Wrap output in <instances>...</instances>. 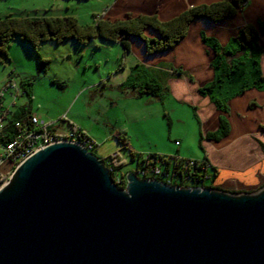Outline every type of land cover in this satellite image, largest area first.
<instances>
[{"label":"water","instance_id":"95a60500","mask_svg":"<svg viewBox=\"0 0 264 264\" xmlns=\"http://www.w3.org/2000/svg\"><path fill=\"white\" fill-rule=\"evenodd\" d=\"M0 264H264V186L226 192L125 173L73 141L0 184Z\"/></svg>","mask_w":264,"mask_h":264},{"label":"crops","instance_id":"0c3cea01","mask_svg":"<svg viewBox=\"0 0 264 264\" xmlns=\"http://www.w3.org/2000/svg\"><path fill=\"white\" fill-rule=\"evenodd\" d=\"M213 1L217 0H107L99 11L103 12L101 16L111 20L124 17L127 13H155L160 20H167L192 5ZM66 5H69V2ZM57 14L54 16H76L70 12ZM248 23L254 24L260 33L257 42L261 51L259 65L261 73H264V0H247L234 16L218 23L205 18H195L188 25L186 36L171 49L148 51L145 43L137 37H129L125 38L128 49L123 48L121 51L120 45L123 47L124 45L120 41L109 42L101 39L106 42L104 44L110 52L114 49L112 45H115L117 54L121 53L122 66L118 71L123 70L122 75L125 76L121 80L114 79L111 73L105 77L102 88L111 89L114 95L119 93L111 106L124 96L128 97L127 100L138 98L137 104L142 101L141 99H146L144 105L152 104V108L159 106V110L163 111L169 128L173 123L172 113L176 109L182 108L192 113L199 125L197 136L193 137V140L201 147L203 155L200 157L195 153V149L190 148L191 137L187 136V133L174 135L168 128L166 140L177 145L175 154L171 153L169 156L195 161L205 159L207 164L204 170L207 176L209 170L213 175L211 185L226 192L256 191L264 185V88L248 86L227 100V110L217 108L209 94L199 91V88L211 81L214 76L211 59L215 53L202 41V34L217 39L223 49L234 50L239 47L240 39L237 37L239 28ZM144 33L149 37L158 38L151 29H146ZM139 71L143 73V78L138 81L132 77L134 73L140 77ZM255 75L256 72L249 71V78ZM147 82L158 85L156 93H139L140 88ZM156 103L158 105H155ZM220 116L226 117L229 123L228 133L218 140L201 138L202 133L212 132L218 128ZM73 121L71 124L96 144L94 154L97 157H105L103 156L105 154L100 152L97 142L113 137L116 139L117 132L104 133L100 126L108 124L110 127L106 129L110 130L113 125L110 122L97 121L98 127L88 128ZM172 135L175 136L173 140ZM128 147L135 151L129 140ZM210 166L216 170L213 172Z\"/></svg>","mask_w":264,"mask_h":264},{"label":"rangeland","instance_id":"374dc122","mask_svg":"<svg viewBox=\"0 0 264 264\" xmlns=\"http://www.w3.org/2000/svg\"><path fill=\"white\" fill-rule=\"evenodd\" d=\"M66 1L69 5L63 0H0V16L5 14L54 16L58 15L57 13L70 12L75 13V17L84 24L93 21V14L101 16L103 12L99 11V8L104 6L107 0ZM104 43L106 42H103L99 36L91 38L86 45H80L72 39H64L60 43L44 41L40 43L38 53L43 59H48V63L42 66L43 64L37 60L35 50L18 37H14L7 50L9 59L0 55V88L7 80L14 82L16 87L11 88V92L8 91L3 96L4 108L11 111L17 109L21 113L22 108L19 107L26 105L21 121L25 122L30 114H34L47 123L49 129L53 131L68 132L73 120L76 124L88 128L98 127L97 121L110 122L113 128L107 130L106 128L110 126L103 124L104 126H100L104 129L103 132L122 133L129 140L130 146L135 148L134 159H131L130 152H126L114 137L97 144L100 146V152L105 154L103 156L119 154L117 159H122L124 163L115 173L125 174L130 170L135 171L137 163L140 162L141 165L143 163L141 160L147 157L148 153L170 157L171 153L175 154L177 145L173 141L166 140L169 126L159 106L152 108V104L144 105L146 99H141L142 101L137 104L138 98L127 100L128 97L125 96L111 106L119 93L114 95L111 89L102 88L105 77L109 73L114 79L121 80L125 76L122 75L123 70L118 71L122 66L121 53L117 54L115 45H112L114 49L110 52ZM120 46L123 51L124 47ZM233 51L234 54L226 53L224 57L228 65L231 59L244 56L245 49L239 47ZM235 68L236 66L228 67V69ZM139 76L134 73L132 78L141 80L143 78L141 71ZM24 87L29 90V95L22 93ZM16 88L19 89L18 93ZM191 114L185 109H176L172 113L173 123L169 131L174 135L187 133V136L191 137L190 148L195 149V153L201 157L203 150L193 140V137L197 136L199 125ZM2 122L3 120H0V124ZM173 137L175 136L172 135L171 140ZM89 150L95 153L92 148ZM14 168L15 165L10 162L2 161L0 173L4 178L1 184L9 180ZM212 180V171L209 170V175L199 185H210Z\"/></svg>","mask_w":264,"mask_h":264},{"label":"trees","instance_id":"16d2710c","mask_svg":"<svg viewBox=\"0 0 264 264\" xmlns=\"http://www.w3.org/2000/svg\"><path fill=\"white\" fill-rule=\"evenodd\" d=\"M247 0H217L216 2L196 4L190 6L186 10H182L179 14L171 19L160 20L155 13L151 14H131L127 13L124 17L111 20L108 17L97 16L93 14V21L81 24L79 19L75 16H21L5 14L0 16V55L9 59L7 54L8 46L14 37H18L21 41L29 44L33 50L39 63L45 66L48 59H43L38 53L40 43L50 40L55 43H60L62 40L72 39L80 45H86L91 38L100 37L102 40L109 42L120 41L125 49H128V43L125 38L137 37L140 41L145 43L148 51H160L171 49L180 40H182L187 33L188 25L199 17L218 23L227 17L234 16L237 11H240ZM254 24L248 23L239 28L237 37L240 39L239 47L245 49L244 56L240 55L235 59H231L229 65L225 61L226 53L234 54V51L223 49L216 41L217 39L202 34V41L208 45L215 53L211 59L212 67L214 68V76L211 81L199 88L201 93L209 94L213 104L219 109L227 110V100L232 96L244 91L248 86H255L256 88H264V73H261L259 65V56L261 55L258 46V37L260 35L258 29ZM146 29L153 30L158 38L149 37L145 35ZM238 47V48H239ZM236 48L235 50H237ZM250 50V55H248ZM229 66H236L235 69H228ZM45 68V67H43ZM256 72V75L249 80V71ZM247 73V74H246ZM248 75V76H247ZM250 81V82H249ZM224 89V90H222ZM158 85L153 82L145 83L139 90L140 94L153 92L156 93ZM29 95L27 87L23 88L22 93ZM27 95V96H28ZM26 105L22 108V112L18 110H6V113H0V118L3 122L0 124V148L5 146L7 142L16 137L24 128L31 127L30 114L25 122L21 121L23 118V111ZM5 109V108H4ZM9 114H11L9 116ZM20 125V126H19ZM229 130V123L224 116H220L219 126L214 131H207L201 134V138L207 137L213 140H218L226 135ZM77 136L78 139L88 138L84 132L71 124L70 130ZM116 139L122 144V147L131 154V159L135 157V151L128 147L127 138L122 133H115ZM91 140L92 150L94 151L95 143ZM89 148V149H91ZM93 153V152H92ZM119 154H112L105 157H99L108 168L112 167L110 174L113 181L116 182L120 188L125 186V174H116L115 171L123 165L124 162L117 159ZM158 159V160H157ZM190 159H180L177 156L166 157L162 154L148 153V157L143 158L137 163V168L146 169L159 166L160 172L157 174L147 175V171L137 173L140 177H148L150 179L162 180L169 184H177L180 186H207L209 189H222L216 186L199 185L201 181L207 176L204 168L206 160L195 161ZM213 172L215 167L210 166ZM137 171V169L135 170ZM3 176L0 173V184L3 182ZM191 182V184H189ZM264 186V185H263ZM228 192V191H227ZM234 192V191H229ZM245 192H253L245 191ZM255 192V191H254Z\"/></svg>","mask_w":264,"mask_h":264},{"label":"built area","instance_id":"2783aa9c","mask_svg":"<svg viewBox=\"0 0 264 264\" xmlns=\"http://www.w3.org/2000/svg\"><path fill=\"white\" fill-rule=\"evenodd\" d=\"M15 87L16 84L14 82H12L11 80H7L4 86L0 88V113L5 114L7 109H4L3 106L2 99L4 94L10 91L11 88L13 89ZM18 92L19 89L16 88V93ZM30 121L32 123L30 128H24L19 134L16 135V137L11 139L9 142L6 143L5 146H2L0 148V164L2 163V161H8L16 167V165L21 163L27 156L33 154L39 148L60 140L77 142L78 144L86 147L88 150L92 147L90 139H78L72 131L63 133L62 131L50 130L47 123L33 115L31 116ZM189 163L191 164L192 161L190 160ZM108 169L109 172L112 171V167ZM145 171H147V175L151 176L152 174H157L158 172H160V168L159 166H150L148 170V168L146 169V166H144L143 169L141 167H138L137 171L135 172L141 173Z\"/></svg>","mask_w":264,"mask_h":264}]
</instances>
